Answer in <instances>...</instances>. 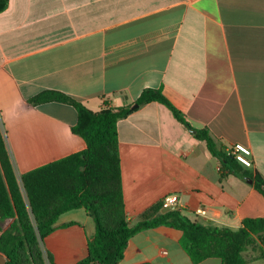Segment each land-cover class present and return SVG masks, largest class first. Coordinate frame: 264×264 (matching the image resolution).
<instances>
[{"label":"crops","instance_id":"0c3cea01","mask_svg":"<svg viewBox=\"0 0 264 264\" xmlns=\"http://www.w3.org/2000/svg\"><path fill=\"white\" fill-rule=\"evenodd\" d=\"M149 88H161L192 128L225 150L248 146L252 166L243 168L264 180V0H8L0 13V130L20 186L26 172L86 146L71 131L72 106H30V98L55 90L98 111L104 102L131 104ZM117 133L130 225L168 195L212 228L264 217L253 181L220 177L205 143L165 106L138 107ZM198 208L206 216L195 215ZM54 228L42 242L46 264L86 257L95 227L83 209L60 215ZM180 236L163 226L140 232L119 264H192Z\"/></svg>","mask_w":264,"mask_h":264},{"label":"trees","instance_id":"16d2710c","mask_svg":"<svg viewBox=\"0 0 264 264\" xmlns=\"http://www.w3.org/2000/svg\"><path fill=\"white\" fill-rule=\"evenodd\" d=\"M7 6L8 0H0V13ZM48 102L64 103L75 109L77 123L71 131L86 146L80 152L26 172L20 186L0 130V255L6 257V264H46L42 242L54 231L60 215L78 209L93 220L95 233L88 242L86 257L76 264H119L132 237L161 226L181 232L179 245L192 264L210 258L219 259L220 264H245V253L253 244H257L258 250L253 259L264 258V217L246 218L236 230L212 228L189 219L179 208L160 213L164 208L161 202L140 221L129 224L122 191L117 123L150 103L165 106L195 139L205 143L208 153L220 164V177L251 179L254 189L264 196V180L238 164L206 129L192 128L161 88L144 89L128 105L112 107L104 102L98 111L55 90L42 91L27 101L30 106ZM133 105L137 107L132 109ZM7 221L10 222L3 229ZM47 259L52 260L50 254Z\"/></svg>","mask_w":264,"mask_h":264},{"label":"built area","instance_id":"2783aa9c","mask_svg":"<svg viewBox=\"0 0 264 264\" xmlns=\"http://www.w3.org/2000/svg\"><path fill=\"white\" fill-rule=\"evenodd\" d=\"M226 151L242 167L250 168L252 166L251 151H250V148L248 146L237 143V144H234L230 149H228ZM178 201H179V199L176 195H168L162 199V204L164 207H167L170 205H177ZM194 213H195V215L201 216V217H204L207 214V212L204 208H198L195 210ZM161 252L163 254L166 253L164 249H162Z\"/></svg>","mask_w":264,"mask_h":264},{"label":"water","instance_id":"95a60500","mask_svg":"<svg viewBox=\"0 0 264 264\" xmlns=\"http://www.w3.org/2000/svg\"><path fill=\"white\" fill-rule=\"evenodd\" d=\"M136 107H137V105H133V106H132V109H134V108H136ZM246 180H247V182H248L249 184L252 183V180H251V179H248V178H247ZM177 208H178L177 205H170V206L164 207V208L161 210V213H166V212L171 211V210H176ZM9 222H10V221H7L4 225H2V228L5 229V228L7 227V225L9 224ZM6 262H7L6 257L0 255V264H6Z\"/></svg>","mask_w":264,"mask_h":264},{"label":"rangeland","instance_id":"374dc122","mask_svg":"<svg viewBox=\"0 0 264 264\" xmlns=\"http://www.w3.org/2000/svg\"><path fill=\"white\" fill-rule=\"evenodd\" d=\"M263 238H264V236H263ZM256 241H257V240H256ZM256 245H257V244H253L252 246H250V247L248 248V250L246 251L245 256H247V257H249V258H254V257H256V256L258 255V250L255 249Z\"/></svg>","mask_w":264,"mask_h":264}]
</instances>
